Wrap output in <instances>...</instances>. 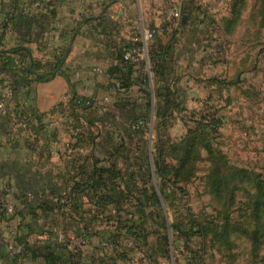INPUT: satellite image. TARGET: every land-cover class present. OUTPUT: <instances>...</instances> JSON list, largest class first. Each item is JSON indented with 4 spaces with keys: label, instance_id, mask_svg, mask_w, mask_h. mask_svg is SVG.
I'll list each match as a JSON object with an SVG mask.
<instances>
[{
    "label": "rangeland",
    "instance_id": "1",
    "mask_svg": "<svg viewBox=\"0 0 264 264\" xmlns=\"http://www.w3.org/2000/svg\"><path fill=\"white\" fill-rule=\"evenodd\" d=\"M188 1L201 9L194 11L193 32L189 29L185 38L186 32L177 31L169 54V66L175 71L173 75L168 73L162 79L155 77L147 67L149 55H141L131 64L138 63L136 77L142 81L148 95L140 91L141 86L133 87L127 94L117 92L119 98L129 97L131 102L126 112L110 113V118L118 126L116 140L109 143L110 147L123 143L117 156V163L123 171L128 172L132 167L140 169L139 185L155 186V176L149 175L146 167L149 163L150 167L153 166V152L157 147L162 168L167 170L166 189H175L173 200L163 202L159 209L166 229L160 226L158 218L147 224V242L152 244L153 256H147L148 245L130 243L129 257H133L134 262L128 260L126 264H264V230L256 249L250 238L254 179L264 178V0ZM133 2L141 4V0ZM38 4L34 1L32 7ZM157 6L169 16L168 22L175 25L181 23L187 13L179 0H161L159 4L149 1L150 8ZM173 7L180 10L179 18L171 14L169 9ZM21 14H30L29 7L22 8ZM142 29L139 30L142 35L137 34L140 38L136 44H141L139 41L143 40L146 30H154L153 40L147 43L149 50L156 45V31L155 28ZM165 82L174 91L182 92L183 110H170L166 116L158 117L157 111L163 108V103L156 90ZM105 94L101 101L112 98L113 94ZM149 102L150 107L147 106ZM135 119L143 125L133 127ZM9 121L12 125V119ZM104 127L101 125L102 132ZM34 128H37L36 124ZM18 129L27 135L31 127ZM187 137L195 140L193 152L176 174L182 144ZM106 145L109 146L108 142ZM216 168L221 172L219 191L212 186V173ZM12 169L14 171L5 176L9 179L0 181V202L3 204L0 208L5 209L3 218L0 217V264H13L11 259L18 254L19 248L17 237L26 231L29 216L22 218L16 213L18 209L26 210L33 198L57 202L60 198L52 197L51 190L60 194L65 186L63 173L49 170L36 172L38 177L42 175L43 185L19 187L27 173L22 167ZM240 169L246 170L247 174L241 175ZM167 191L172 195V191ZM15 193H20L21 197L15 195L14 198ZM55 219L62 223L51 222L52 234L33 232L28 237L29 243L42 246L50 241L66 243L62 230L65 228L78 244H85V240L77 235L74 223L62 220L60 216ZM191 219L208 229L206 235L198 237L195 242L185 241L171 227L174 222L186 225ZM49 220V216H41L37 222L48 225ZM223 223L227 225L226 230L222 229ZM163 233L168 237L170 260L161 252L163 248L156 244L157 237ZM56 251L63 253L62 250ZM14 264L41 262L23 258Z\"/></svg>",
    "mask_w": 264,
    "mask_h": 264
},
{
    "label": "crops",
    "instance_id": "2",
    "mask_svg": "<svg viewBox=\"0 0 264 264\" xmlns=\"http://www.w3.org/2000/svg\"><path fill=\"white\" fill-rule=\"evenodd\" d=\"M34 1L39 4L32 7ZM149 1L152 0H141L138 5L133 0H0V54L22 44L30 52L26 51L22 56L7 54L18 66L31 55L34 60L46 65L44 69H48L50 62L63 57L65 63L62 68L74 73L75 77L73 86L68 82L64 70L55 72L49 80L32 81L28 86L15 91L18 98L16 102L13 99L12 78L6 71L0 70V98L6 99L7 114L21 106L31 123V129L26 135L11 125L8 115L0 113V181L9 179L5 176L9 171H14L12 168L22 167L27 173L23 178L26 183L22 181L19 187L43 185L45 181L41 174L38 177L37 171L61 172L66 182L67 174L73 173L80 165L90 169L94 160L107 165L110 159H115V156H109L112 151L109 142L116 140L114 136L117 135L118 125L110 118V113L126 112L128 107L118 106L121 103L120 94H117L115 88L109 87V83L116 81L110 78L107 70L118 62L115 59L117 49L124 42L137 43L142 28H155L156 41L161 44L175 41L177 31L186 32V38L189 29L193 32L194 11L199 9L195 3L179 0L190 18L185 24L182 20L175 25L168 22L169 16L164 15L158 6L150 8ZM154 2L159 4L161 0ZM24 7H29L30 11V14H24L27 18L31 17L27 22L19 16L23 15L21 9ZM205 21L203 19V23ZM1 59L0 67L3 64ZM138 66V63L132 65L133 77L139 73ZM95 68H100L101 72H96ZM133 87L140 86L133 85L127 91ZM127 91L121 90L125 94ZM73 93L93 100V105L85 114L92 119L93 126L89 127L83 116L73 118L64 109L54 112L58 104L65 108L67 103L62 101ZM105 93L113 94L112 98L101 101ZM77 112L81 113V110ZM32 113L40 116L43 128L39 131L33 129L35 124L38 125V120ZM101 125L105 126L104 132L101 131ZM119 137H122V133ZM10 180H13V174ZM14 180L18 179L15 177ZM16 194H13L14 198ZM93 227L94 230L99 229ZM27 233L26 228L22 235ZM66 235L71 239L72 245L69 248L79 245L82 263L97 264L95 258L106 251L108 255H115L110 248L101 250L97 235H87L85 244H78L67 232ZM26 260L46 264L42 257H27Z\"/></svg>",
    "mask_w": 264,
    "mask_h": 264
},
{
    "label": "trees",
    "instance_id": "3",
    "mask_svg": "<svg viewBox=\"0 0 264 264\" xmlns=\"http://www.w3.org/2000/svg\"><path fill=\"white\" fill-rule=\"evenodd\" d=\"M233 11H235L234 8ZM19 16L24 18L25 22L31 19V17L27 18L24 15ZM189 18V13H186L183 18V22L185 21L184 24L187 23ZM173 42L174 40L166 44L156 42V45H152L148 50L151 70L155 77L162 79L169 75L168 73L173 75L175 72L169 66V54L173 49ZM128 47L130 45L124 42L117 49L115 59L118 62L107 70L110 78H115L116 80L114 83H109V87L115 88L118 92L121 90L125 92L131 86L139 85L141 86L140 91L148 95L141 83L142 81H138L139 78L137 79V77L132 76L133 64L123 60V48L128 49ZM26 51V48L21 44L11 47L8 51H3L0 54L3 63L0 70H4L10 74L12 78L11 86L14 93L13 99L16 102L18 98L15 96V91L17 89L22 86H28L32 81L49 80L54 75L52 71L57 67L64 66L65 63V60L61 57L50 62L47 67L48 69H44L46 65L29 56V59H23L21 61L23 64L18 66L7 55L9 53L22 56ZM63 72L69 82L67 69L64 68ZM70 85L73 86L71 83ZM176 93L178 96H175ZM156 94L161 95L163 103V108H159L157 111L156 115L158 117L166 116L170 110L178 112L183 110L182 92L180 91L178 93L177 90L174 91L171 89L168 82L160 85L156 90ZM119 100L121 103L118 106L121 108L129 106L131 102V98L129 97H125L124 99L119 98ZM92 105L93 100L91 98H86L76 93L70 96L65 108L58 104L59 112L66 110L68 115L73 118L83 116L82 118L85 119L89 127L93 126V121L87 118L85 114ZM147 106L150 107L151 103L149 102ZM78 109L81 110V113L77 112ZM32 115L38 120L37 128H43L40 124V116L35 113H32ZM139 124L143 125V122L141 123L138 119H135L132 125L138 128ZM28 126L31 127V125ZM33 129L35 128L33 127ZM194 141L191 137H187L184 140L182 144L183 152L181 153L182 155L179 161L180 165L175 168L176 174L188 162V158L193 152ZM121 146H123L122 142L111 145L112 151L109 156H116V158L110 159L107 165L99 164L94 160L91 162L90 169L84 165H80L73 170V173H68L63 192L58 194L55 189L51 190V194L54 195L52 197L56 199L60 198L57 202L33 198L32 204L28 205L26 210L18 209L16 213L22 218L25 215L29 216L26 223V228L28 229L27 235L33 232H38L41 235L52 234L53 232L49 229V226H51V222L52 224L56 223V225H61L62 221L55 219L60 216L62 220H68L77 226L78 236L86 239L88 237L87 235H97L100 239L99 246L101 250L110 248L115 253V255H108L106 251L99 258H95L94 262L96 261L97 264H118V262L126 264L128 260L134 262V258L129 257V253L132 251V247L130 248L128 245L130 243L131 245L136 244L137 246L148 245L147 256L152 257L151 243L147 242L149 235L147 224L149 220H156L158 218L160 220V226L166 229L159 209L162 207L163 202L167 203V201L173 200V191L175 189H166L167 170L162 168L161 162L159 161V149L157 147H155V151L153 152V166L151 165L150 167L149 163V166L146 167L149 169H147L148 174L155 176L157 182L155 186H148L146 183L142 185L138 183L140 181L138 179L140 178L139 175H141L140 169L138 171L132 167L133 169L126 172L118 165L117 156L119 157ZM239 172L241 175L247 174V171L243 169H240ZM220 176V170L217 168L214 169L212 173V186L218 191L221 186L219 181ZM254 187L255 194L252 205L253 227L250 230V238L254 249H256L264 230V221L262 220V215L264 214V178L255 177ZM167 190L172 191V195ZM19 194L16 196L21 197ZM2 205L0 202V207ZM4 213L5 209L0 208V217H3ZM41 216L44 218L49 216L50 224H39L37 220ZM93 226L99 229L94 230ZM171 227L185 241L190 242L198 241L197 238L205 236L208 231L203 224L194 219H191L186 225H182L180 222H174ZM226 227L227 225L223 223L222 229L226 230ZM62 230L66 238V243L59 244L55 241H50V243L42 246L40 244L29 243L27 235L18 236L17 243L20 246V251L12 257V263H18L27 257L31 259L42 257L46 261V264H87L81 262L82 253L80 247L73 246L69 248L71 240L66 235L67 231L65 228H62ZM156 244L163 248L161 252L164 257L168 258L169 242L166 233L157 237ZM56 249L62 250L63 253L56 251ZM168 260H170V257Z\"/></svg>",
    "mask_w": 264,
    "mask_h": 264
},
{
    "label": "built area",
    "instance_id": "4",
    "mask_svg": "<svg viewBox=\"0 0 264 264\" xmlns=\"http://www.w3.org/2000/svg\"><path fill=\"white\" fill-rule=\"evenodd\" d=\"M171 14L174 17L179 18L180 17V10L179 9H175L174 7L170 9ZM154 38V30H146L143 34V40L139 41L141 44H132L130 45V47H128V49L123 48V60L125 62H129V63H134L137 62L140 58L141 55H145L148 56V45L147 43L151 40H153ZM147 67L148 69L151 68L150 65V61L149 59L147 60ZM96 72H101L100 68H95L94 69ZM68 75V79H69V83L73 84L75 82V77H74V73L71 72H67ZM82 96V95H81ZM85 97V96H83ZM89 98V97H86ZM70 99L69 97H65V99L62 101V103H68ZM79 100H81V98H79ZM79 100H77V102H79ZM18 111H16L15 109H13L12 111H10L9 116L10 119H12V124L15 127H25L28 126V121H29V116L26 115V112L24 110L23 107H19L17 108ZM54 112H59V106L56 105L54 107ZM0 113H3L4 115L7 114V103H6V99L4 97L0 98ZM16 121V122H15ZM0 199H1V193H0ZM18 253L20 251V246H18Z\"/></svg>",
    "mask_w": 264,
    "mask_h": 264
},
{
    "label": "water",
    "instance_id": "5",
    "mask_svg": "<svg viewBox=\"0 0 264 264\" xmlns=\"http://www.w3.org/2000/svg\"><path fill=\"white\" fill-rule=\"evenodd\" d=\"M27 51L28 52H30V50L29 49H27ZM31 56V55H30ZM57 71H62V69H61V67H57L55 70H53L52 72H57Z\"/></svg>",
    "mask_w": 264,
    "mask_h": 264
}]
</instances>
